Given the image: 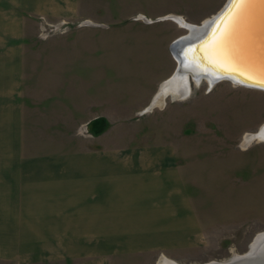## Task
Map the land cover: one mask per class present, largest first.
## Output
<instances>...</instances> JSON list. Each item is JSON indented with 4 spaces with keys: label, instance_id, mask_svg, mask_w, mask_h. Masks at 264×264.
Here are the masks:
<instances>
[{
    "label": "rangeland",
    "instance_id": "374dc122",
    "mask_svg": "<svg viewBox=\"0 0 264 264\" xmlns=\"http://www.w3.org/2000/svg\"><path fill=\"white\" fill-rule=\"evenodd\" d=\"M226 2L57 0L50 13L0 11V264H204L246 253L264 233V138L244 141L264 125V91L173 76L172 44ZM173 77L187 96L163 93ZM69 155L83 173L95 160L97 198L141 186L138 205L79 195L44 226L18 215L42 204L17 194L20 162Z\"/></svg>",
    "mask_w": 264,
    "mask_h": 264
},
{
    "label": "water",
    "instance_id": "95a60500",
    "mask_svg": "<svg viewBox=\"0 0 264 264\" xmlns=\"http://www.w3.org/2000/svg\"><path fill=\"white\" fill-rule=\"evenodd\" d=\"M201 27L202 29L198 28L197 31H195L198 33V36L194 38L183 36L172 44L171 51L173 57L177 61V69L174 75L182 69L195 76L200 74L209 76L212 80L216 81L229 80L251 89L264 91V88L259 87V84L264 82V0H243V5L238 10H234L233 0H227L220 12ZM227 27L228 31L226 37L232 41L233 44H235V34L238 35V33L244 45L248 43L249 39L250 48L248 52L237 61L236 66L232 67V69L228 67L215 69L214 67L207 66V68H202L201 70L197 65L199 63L193 60L191 61L194 49L207 41L215 30H219L220 28L226 30ZM193 28L194 27L191 26L188 30ZM242 28L245 31L243 33L241 31L240 33L239 30H242ZM231 32L234 33L231 34ZM200 33H202L201 37ZM256 59L258 63H255ZM182 61L184 66H181ZM195 67H198L197 71ZM200 71H202L203 74ZM170 263L176 264L174 262ZM204 264H264V233L258 235L254 239L246 253L235 255L226 261H212Z\"/></svg>",
    "mask_w": 264,
    "mask_h": 264
},
{
    "label": "crops",
    "instance_id": "0c3cea01",
    "mask_svg": "<svg viewBox=\"0 0 264 264\" xmlns=\"http://www.w3.org/2000/svg\"><path fill=\"white\" fill-rule=\"evenodd\" d=\"M1 5H21L20 9H0V11H16V12H40V13H50L51 11L55 10L58 11L57 0H0ZM10 3V4H9ZM53 13V12H52ZM179 22V21H178ZM185 24V21H180ZM180 22L178 23L181 27H183ZM185 28V27H184ZM9 77H12L14 80L16 77L14 75H8ZM20 78L17 81V88L20 87ZM12 81V80H11ZM15 82V80H14ZM14 82H10V80L7 82H4V85L6 83H11V85H14ZM8 84V85H9ZM159 97V95L156 97V99ZM164 97H159V103L153 102L154 105H160L163 102ZM49 152H53L50 150ZM86 164V170L85 172H80V167L78 163H80L79 155H69L62 157V159L58 160H49V161H24L20 162V167H15L16 169H19L17 171V176L19 179L25 180L24 182L26 184L25 188L18 189L17 194L19 197L23 199H32L38 201H42L41 208L35 209L39 211L38 213H19L18 215L23 217H31L32 215L37 216L40 218L39 223L41 226L46 225V219L50 216H62L66 215L64 213H61L63 210L64 203H69L72 205H78L79 203V195L84 196L88 199V201H91L92 205L94 206V202L97 201H104V202H110L112 201H119L121 205H124L125 207L130 206L129 201L135 202L136 204L139 202V192L144 191L145 189L141 188V186L136 187L135 189H139L138 193L136 195L129 196L128 194L125 195H118L116 194L114 197L110 194L108 191L107 193L105 191L100 192V195L95 196L96 194V182L93 181L89 175H91L92 170L96 171V168L94 166V159H87L85 160ZM19 163V162H17ZM104 172V170H103ZM82 173V174H81ZM93 174H96V172ZM106 174V173H105ZM133 176H137L134 175ZM139 179V178H137ZM87 180V182L82 184L81 189V181ZM29 181H32L31 183ZM109 190V188H108ZM130 190H133L130 188ZM110 194V195H109ZM108 196V197H107ZM136 196V197H135ZM16 198L17 201H21L23 199ZM29 199V200H30ZM52 202L55 203V213L48 212L49 208L52 207ZM22 205V204H21ZM138 205V204H137ZM25 207V206H24ZM28 207L23 208L22 211H26ZM87 216L95 217L96 212L95 209H92V206L90 205L89 208L86 210ZM13 214V213H12ZM7 213L8 217L13 216L12 218L16 217L15 215H12ZM74 214V213H72ZM68 215V214H67ZM77 215V214H74ZM107 215V214H103ZM5 216V214H1L0 217ZM89 217V218H90ZM44 218V219H43Z\"/></svg>",
    "mask_w": 264,
    "mask_h": 264
},
{
    "label": "bare ground",
    "instance_id": "6f19581e",
    "mask_svg": "<svg viewBox=\"0 0 264 264\" xmlns=\"http://www.w3.org/2000/svg\"><path fill=\"white\" fill-rule=\"evenodd\" d=\"M172 19L174 21L178 22L180 18L179 17H172ZM207 22L208 21H205L203 24H205ZM180 24L183 27L188 28L183 22H180ZM192 27H194V28L191 29V32H192V30H194V31L192 33L190 32V34H193V35H190L188 37H193L194 38L195 36H198L197 35L198 33L195 32V31H197V26H192ZM243 28H242V30H239L240 33H241V31H242V33L245 31L244 30L245 28L244 29ZM199 29H202V27H200ZM227 31H228V27H227L226 30L225 29L222 30V28H220L219 30H215L213 35H210V37L207 39V41H205L204 43L200 44L199 46H197L194 49L193 54L191 56V61L193 60L194 62L199 63L197 65L200 67L201 70H202V68L203 69L207 68V66L214 67L215 69H217V68L221 69V67H228L229 69H232V67L236 66L237 61H239V59L244 57L245 53L248 52V49L250 48L249 39H248V43H246L244 45L243 42H241L242 39H240L241 38L240 34L237 32L238 35L235 34V38H234L235 39L234 40L235 44H233L232 41H230L226 37ZM195 33H196V35H195ZM202 33H200L201 34L200 37L202 36ZM233 33L231 32V34H233ZM251 53H253V52H251ZM257 61L258 60L256 59L255 63ZM181 66H184L183 61L181 62ZM195 70L197 71L198 67H195ZM185 71L186 70L180 69L178 73H180V72L186 73V74L188 73L195 80L196 84L199 83L203 78L205 80H207V83H209L210 87H213L215 85V83L221 81V80H219V81L212 80L209 76H203V75H200V74L195 76L194 74L191 73L192 75H194V76H192L189 72H187V71L185 72ZM200 72L203 74L202 71H200ZM178 73H176V75ZM184 79H185V77H184ZM183 83H184V81H183V79H180V77H179V79L178 78L176 79L175 77H173L172 79H170L168 81H165L163 83V85H162L163 90L162 91H163V93H166L168 91H172L174 93L179 94V96H181V97H183L184 95L187 96V94H189L188 93L189 89L188 88H183L185 86ZM233 83L235 85L238 84V83H235V82H233ZM181 84L184 85V86L182 87ZM238 85L242 86L241 84H238ZM186 87H188V86H186ZM155 102L156 103L160 102L159 101V97L155 100ZM260 130H261V132L258 133V134H254L252 136H251V134H248L247 137H245V139H244L245 143H249V140H252L255 137L257 139H263L264 138V125L261 127ZM165 262H169V261L163 259L161 264H164Z\"/></svg>",
    "mask_w": 264,
    "mask_h": 264
},
{
    "label": "snow or ice",
    "instance_id": "6c2138e0",
    "mask_svg": "<svg viewBox=\"0 0 264 264\" xmlns=\"http://www.w3.org/2000/svg\"><path fill=\"white\" fill-rule=\"evenodd\" d=\"M234 10H238L243 5V0H233ZM259 87L264 88V82L259 84Z\"/></svg>",
    "mask_w": 264,
    "mask_h": 264
}]
</instances>
